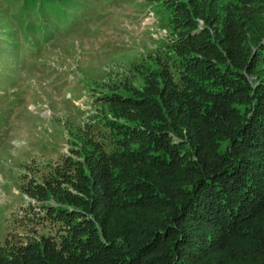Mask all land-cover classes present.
Returning a JSON list of instances; mask_svg holds the SVG:
<instances>
[{"label": "trees", "instance_id": "obj_1", "mask_svg": "<svg viewBox=\"0 0 264 264\" xmlns=\"http://www.w3.org/2000/svg\"><path fill=\"white\" fill-rule=\"evenodd\" d=\"M37 2L23 0L20 12ZM247 27L239 46L262 35L248 38ZM190 33L175 47L166 83L108 95L113 137L100 149L91 140L96 162L78 149L82 160L65 171L75 193L45 190L63 232L10 246L0 264H250L253 255L264 264V82L242 70L252 66L248 46L204 64L194 45L200 31ZM222 41L208 43L214 51ZM255 45L254 59L264 56V44Z\"/></svg>", "mask_w": 264, "mask_h": 264}, {"label": "rangeland", "instance_id": "obj_2", "mask_svg": "<svg viewBox=\"0 0 264 264\" xmlns=\"http://www.w3.org/2000/svg\"><path fill=\"white\" fill-rule=\"evenodd\" d=\"M22 1L0 0V254L42 235L58 238L63 228L45 190L75 193L65 171L82 160L78 149L96 162V147L113 137L108 95L137 96L166 83L190 30L200 31L194 45L204 64L248 46L252 66L242 70L255 85L264 82V56L254 59L255 44H264V0H38L21 13ZM242 25L248 38L260 31L259 41L240 47ZM210 37L222 41L214 51Z\"/></svg>", "mask_w": 264, "mask_h": 264}]
</instances>
